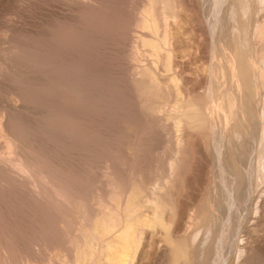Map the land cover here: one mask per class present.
I'll use <instances>...</instances> for the list:
<instances>
[{
  "label": "rangeland",
  "instance_id": "obj_1",
  "mask_svg": "<svg viewBox=\"0 0 264 264\" xmlns=\"http://www.w3.org/2000/svg\"><path fill=\"white\" fill-rule=\"evenodd\" d=\"M75 1L0 0V111L8 110L9 127L19 137H9V149L0 136V152L12 151L11 159L23 162L28 170H3L11 176L0 170V264H24L26 258L25 264L73 262L77 250L85 248L91 239L89 232L94 238L93 225L104 213L132 220L139 226L140 236L143 230L149 232L145 249L151 259L146 257L142 264H169L165 253L173 226L167 231L160 225L142 229L141 222L132 218L140 213L154 218L153 214L159 213L167 222L176 196L184 210L181 234L195 232L199 227L197 207L200 204L209 209L210 177L220 175V167L210 151L208 158L194 146L184 154L178 175H174L169 167L176 155L171 128L165 130L156 117H145L147 113L137 101L138 92L130 81L134 64L130 54L136 35L142 33L137 22L149 0H85L96 4V9L81 13ZM191 1L204 20L211 17L214 0ZM223 5L224 15L228 12L229 16L230 1ZM164 6V2L157 3L158 14ZM185 6L183 0H171L175 18H171L172 29L182 38L174 56L183 59L195 77V70L201 71L211 61L212 38L204 31L206 20L200 19V23L197 19L191 26L195 12ZM74 29L79 32L75 34ZM148 36L153 34L149 31ZM199 43L206 46L205 60L197 59ZM76 47L82 52V74L72 71ZM141 48L149 54L148 47ZM159 63L158 74L163 71ZM227 82L226 88L230 87ZM77 89L82 90L81 100L76 99ZM169 102L166 108L174 103L173 99ZM69 109L72 112L67 113ZM193 133L202 137L209 150L208 133ZM227 138L228 147L231 143ZM134 191L139 195L135 202L140 203L136 212L128 208ZM254 205L253 199L247 202L250 209ZM89 243L100 248L103 240ZM194 255L189 262L194 258L200 261ZM232 256L229 264H236L237 258Z\"/></svg>",
  "mask_w": 264,
  "mask_h": 264
},
{
  "label": "bare ground",
  "instance_id": "obj_2",
  "mask_svg": "<svg viewBox=\"0 0 264 264\" xmlns=\"http://www.w3.org/2000/svg\"><path fill=\"white\" fill-rule=\"evenodd\" d=\"M229 1L232 8L228 9L230 13L227 16L228 12L226 15L223 13V4L226 5ZM158 2L165 3L159 14L157 13ZM163 2L149 0L145 14L140 15L141 18L137 22V27L142 33L136 35L137 40L130 54V59L134 63L131 70L133 79L130 81L134 84L135 92H138V100H136L142 105V112L146 111L145 117L152 116V119L156 117L165 130L170 126L176 155L169 162V167L174 175H178L181 165L179 163L184 154L194 146L206 152L207 157L210 151L209 155H212L217 166L220 167L221 174H216L215 179L212 175L210 177L209 209L205 210L200 204L196 206L195 215L199 227H195V232L192 230L189 234H181L180 231L184 228V210L181 198L177 199L176 196L174 212H171L172 217L167 222L160 217L159 213L153 214L154 218L143 217L140 213L141 215L132 219L135 222H141L139 225L143 227H140L142 229L160 225L167 231L173 226L174 233L168 237L169 246L167 250L164 249L169 264L183 262L196 264L195 258L188 261L195 256L194 253L200 258L199 264H229L232 255L237 258L236 264H264V0H214L216 5L212 9L211 17L205 19L207 26L204 30L212 38L211 61L209 60V63L207 61L208 65L206 67L204 65L201 71L198 68L194 69L195 77L188 72L191 67L183 59L179 60L177 56H174L176 55L174 51L181 46L182 38L178 31H173L175 28L172 29L175 18L171 11V8L173 9L171 0H163ZM183 2L187 9L192 10L191 13L195 12L191 15V26H195L197 19L205 22L198 14L197 5L193 1L183 0ZM74 3L79 12L85 9H96V4L87 3L85 0H77ZM171 18H173L172 21ZM229 26L232 27V32ZM196 29L194 27V30ZM149 31L153 37L148 36ZM77 32L75 30V34ZM75 42L79 41L75 40ZM198 46L200 50L198 49L199 55L196 54L197 59L200 57L203 60L206 46L200 43ZM77 47L72 52V61L76 64L72 71L75 74H82L81 72H84L82 52ZM80 47L82 49L83 46L79 44ZM141 47H148L149 54L141 50ZM220 55L224 60L219 58ZM144 56L147 57L145 62ZM159 62L163 70L160 74L157 73ZM225 79H230L231 83ZM225 82L230 84V87L226 88ZM76 91V99L81 100L82 90ZM172 99L174 103L166 108L165 106ZM7 111L6 108L0 111L2 112L0 136L5 138L11 149L9 137L15 139L19 137L9 127L6 119ZM69 111L71 110L69 109L67 113ZM193 132L208 133L209 150L202 137L194 136ZM227 137H230L228 142L231 143L228 147ZM11 153L12 151L8 154L0 152V170L3 172L5 169H11L16 173H27V166L23 162L13 161ZM133 194L134 201H131L132 203L129 201V206H126L136 212L140 203L135 202L138 192L134 191ZM252 199L255 205L250 209L247 207V202H251ZM160 207L157 205V208ZM123 219L116 213H104L97 217L91 231L94 238L89 235L90 232L88 236L90 240H103L101 247L97 248L94 245L97 242L91 241L93 244L88 240L85 248L77 250L81 247L78 243L77 253L73 256L75 259L73 262H68L66 259V264H142L149 256L145 249L149 232L143 230L140 236L137 229L139 226L132 223V220L131 222L129 219L127 221ZM118 227L119 230L116 229ZM109 235H111L110 238L106 237ZM71 244L74 246L73 243ZM150 253L152 254L151 251ZM27 261L26 258L25 262Z\"/></svg>",
  "mask_w": 264,
  "mask_h": 264
}]
</instances>
